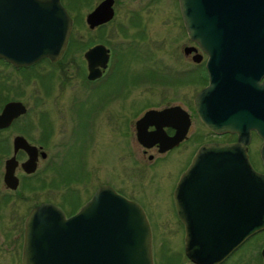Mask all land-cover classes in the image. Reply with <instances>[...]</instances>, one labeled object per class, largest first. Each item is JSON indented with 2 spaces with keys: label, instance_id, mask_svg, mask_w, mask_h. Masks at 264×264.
Segmentation results:
<instances>
[{
  "label": "water",
  "instance_id": "water-1",
  "mask_svg": "<svg viewBox=\"0 0 264 264\" xmlns=\"http://www.w3.org/2000/svg\"><path fill=\"white\" fill-rule=\"evenodd\" d=\"M179 2L190 40L208 56L209 85L196 96L197 114L213 132L238 136L231 144L201 147L175 194L178 208L180 199L206 200L202 205L206 214L182 216L188 225L187 257L194 264H220L247 238L264 229V174L254 169L248 154L255 131L263 141L260 154L264 165V0ZM24 7L33 9L38 17L34 43L27 52L3 54L2 17L9 19L15 14L17 24H22ZM113 18V0H106L89 15L88 24L95 29ZM72 28L73 20L60 0H0V56L19 66L44 58L58 61ZM191 51L186 49V53ZM109 54L105 45L86 53L90 79L101 76L98 67L106 69ZM194 59L201 61L202 57ZM177 113L184 123L174 125V137H168L160 126L153 133L147 131L155 118ZM189 126V115L180 107L150 110L137 122L138 140L149 147L173 148L184 140ZM30 165L25 164L27 172H36V166ZM224 176L227 181L220 180ZM213 184L230 187L223 214L215 211L216 202L209 201ZM205 224L208 228H198ZM152 241L143 208L104 185L70 218L53 205L34 210L27 220L23 264H154Z\"/></svg>",
  "mask_w": 264,
  "mask_h": 264
},
{
  "label": "rangeland",
  "instance_id": "rangeland-1",
  "mask_svg": "<svg viewBox=\"0 0 264 264\" xmlns=\"http://www.w3.org/2000/svg\"><path fill=\"white\" fill-rule=\"evenodd\" d=\"M66 2L78 17L89 11L86 4L88 0ZM175 6L176 0H122L117 16L104 29L89 31L83 23L75 26V44L72 46L75 50L71 54L72 60L75 61L70 62L67 72L56 77L53 84L59 87L60 81L71 82L58 92L59 96L61 95L58 104H55L54 98H46L48 89L41 86L39 95H42L43 99L40 103V116L32 115V121L36 122V118L41 119L43 110L51 111L50 119L44 121L59 127V133L57 131L52 141V146L58 155L60 154L55 165L59 175L68 179L80 173L82 143L88 141L91 136L89 122L92 113L107 99H116L113 104L104 103V113L98 118L95 129V143L89 147L91 176L87 183V197L89 198L101 184L115 183L128 194L144 199L154 213L151 217L154 225H159V229H154L157 242L153 248L157 264H179V257H184L181 231L169 207L167 186L171 178H175L179 158H188L194 147L184 148L173 155L171 161L152 167L139 163L143 157L136 150V163L133 164L129 156L133 147L129 150L125 125L128 118L134 120L131 122L134 125L144 111L151 108L161 109L172 105L190 108L197 91L200 92L205 86L206 55L198 45L194 55L202 57L201 61H195L200 70L199 81L186 83V78L181 80L180 75L192 67L190 60L184 55V50L192 49V46L186 42L185 36H182ZM136 10L140 13L139 18L134 12ZM98 44L111 50L116 73L113 69L115 76L108 82L104 81L105 86L98 94V101L96 98L93 101L88 96L89 91L87 94L82 91L77 95L78 87L75 86L82 84L79 74L83 70V54ZM50 80L51 77H42L39 84L29 86L31 98L28 101L31 106L35 107L33 96L36 87L44 83L48 86ZM68 103L73 109L65 111L64 106ZM200 128V123L196 122L195 130L199 131ZM44 137L48 138L46 134ZM232 140L235 138L232 137ZM261 145V139L253 134L249 147L250 159L258 171L264 172L259 155ZM51 149L55 154L53 148ZM47 176L53 178L54 173L51 172L45 177ZM35 181L38 183V180ZM41 193L39 190L38 194L42 199H61L57 192ZM27 194L36 193L27 191ZM21 204L20 202L19 205ZM262 239L260 242L264 241V238ZM258 248L259 237L227 264H259ZM4 257L0 264H20L10 249ZM182 264L192 263L183 259Z\"/></svg>",
  "mask_w": 264,
  "mask_h": 264
},
{
  "label": "flooded vegetation",
  "instance_id": "flooded-vegetation-1",
  "mask_svg": "<svg viewBox=\"0 0 264 264\" xmlns=\"http://www.w3.org/2000/svg\"><path fill=\"white\" fill-rule=\"evenodd\" d=\"M104 1L105 0H88L86 4L88 5L89 11H87L86 14L81 15V17H78L74 14L73 10L67 4L66 0H61L63 6L66 8V10L74 20V27L79 24L82 25L83 23V25L89 31L104 29L117 16L118 8L122 4V0H113V9L115 14L113 20L106 24H101L95 29L90 28L88 24L89 15ZM175 7L178 12V18L182 27V36H185L187 40L186 42H189L191 44L190 46H192L191 52L186 53V49L184 50V55L188 60H190L192 67L188 71H185L184 74H181L180 76L182 78H180L181 80L186 78V83H190V81L198 83L200 70L198 68V64H196L194 59V53H196V49H198V46L190 40L185 29L179 0H176ZM146 8L147 7H145V9ZM15 10L16 9L12 8L11 12L14 13ZM21 11L22 16L20 21H22V24H17L18 16L15 14H12L9 19L7 17L5 18L4 16L2 17L1 43L3 54L9 53L11 55H16L21 52H27L29 50V46L34 43V21L38 19V17L34 15V10L29 7H24ZM134 12L136 13L137 18H139V11L136 10ZM24 20H27L28 22L24 23ZM20 28L22 30L19 35ZM90 49L91 48H89V50ZM74 50L75 48L73 49L72 47H68L65 54L58 62H52L50 59H43L42 61L31 66H19L12 60L10 61L5 56H0V263L5 259L4 254H6L8 249H10L13 251L14 257L17 258L18 263L20 262V264H22L26 222L29 215L34 210L43 205H53L61 210L67 218H69L76 214L83 206H85L87 202L93 197L95 192L104 185L111 186L117 193L128 198L129 200L137 202L142 206L149 218L152 227L153 245L157 242L154 229H159V225H154L151 218L154 213L150 206L146 203V201L140 196L137 197L135 195L128 194L125 190L118 187V185H116L115 183H105L101 184L89 198L87 197V183L89 177L91 176L89 168V147H91L95 143L97 137L95 136V129L98 118L104 113V103L108 102L111 104L112 102L113 104L116 102L115 98L107 99L96 109L95 112L92 113L93 115L91 116L89 122V134L91 136L88 137V141L85 140L82 143L80 173L73 177H69L68 179L63 178L61 174L60 177L58 173V167L57 165H55L56 160L58 159V157H60V154L58 155L55 147L52 146V141L53 137H55V135L57 134V131L59 133V127H57L54 123L47 124L44 121V119H50L52 114L51 111L47 112L43 110V112H41V119L36 118V122L32 121V115L38 117L40 116V103L43 99L42 95H39V92L41 93L42 91L40 89L41 86L48 89L46 91V98L52 97L54 98L55 104H58V101L61 97V95L59 96L58 92L65 89V87L70 84L71 80L60 81L59 87H57L53 84V81L61 74H65L68 70V65H71L70 62L75 61V59L72 60L71 57V54ZM88 51L83 54V70H81L79 74V77H82V84L75 87H78L76 90L77 95L82 91L84 92V94H87V92L89 91V98L93 99V101L96 98V100L98 101V94L102 92L105 86L104 81L108 82L110 81L112 76H115V68L112 63L113 56L111 53L110 62L107 65L106 69L98 67V69L101 71V76L97 79H90L89 65L86 58V53ZM42 77H51V80L49 81L50 85L47 86V83H44L36 87V96H33V99L35 101L34 107L33 105L31 106L28 101L31 98V91L29 89V86L34 83L39 84V79ZM198 93L199 90L193 97L190 108H184L181 105H172L161 109H153L162 111L168 108L180 107L189 115L190 126L184 140L178 146L167 148L164 150L159 144H155L149 147L139 142L137 136V121L141 119L147 113V111L152 110V108L144 111V113L134 123V125H132L131 123L134 120L130 118L127 119L125 125L129 150H132L133 147V151H130L129 153L130 161L133 164L136 163V150H138V152L143 157L140 159L139 163H142L145 167H152L158 165L159 163H165L169 160L171 161L173 158L172 156L176 155L184 148L189 149L191 146L194 147L191 153L187 156L188 158H185L184 156L179 158V165L177 166L175 172V178L172 177L167 186L169 207L171 209L176 225L181 231V245L183 246V248H185L186 245L188 225L182 216L188 214H206V209L202 207V205L206 203V200L202 197H200V199L197 198L198 200H193L190 198H187L185 200L180 199L181 208H178L175 200V194L177 189L182 184L184 174L192 165L196 154L202 146L215 143L229 144L237 141L236 135H219L208 129L201 122L195 108V98ZM23 109H25V112H23ZM72 109L73 107L72 105H69V103L64 106L65 111H69ZM151 122L153 124L147 126V131L149 133L157 131V126H160L163 132L168 137H174L177 133V129L175 128V126H182L184 123V119L180 113H177L176 115H173L170 118L166 119L155 118ZM196 122L200 123L201 125L199 131L195 130ZM163 132L162 134H164ZM45 134L48 137L47 139L44 137ZM232 137H234L235 140H232ZM51 148H53L55 154L52 152ZM28 162H30L32 166H36V172L31 174L27 172L25 164H27ZM51 172L54 173L53 178L48 176L45 177ZM224 177L225 179L221 177L220 180L227 181L228 177ZM35 180H38V183H36L37 181ZM212 187L213 190L210 195L212 199H210L209 201H211L212 203L216 202L215 206L217 208L215 209V211L217 213L220 212V214H223L226 204V196L228 194H231L230 187L226 184H213ZM185 188L186 187H184V189ZM39 190L44 194L47 192H57L58 194H60L61 199H42L38 194ZM27 191H31L36 194H27ZM20 202L22 203L21 205H19ZM25 205L28 206L26 207ZM200 208L201 210H199ZM198 228L206 229L208 227L205 224L204 227L199 226ZM258 237L259 248L257 250V257L259 264H264V241L260 242V240H263L262 238H264V229L260 230L259 233L255 234V236H252L251 238L244 241L229 255L227 259H225L220 264H227ZM183 259H188L185 256V251L184 257H179V264L183 263ZM189 261L194 264L191 260Z\"/></svg>",
  "mask_w": 264,
  "mask_h": 264
},
{
  "label": "trees",
  "instance_id": "trees-1",
  "mask_svg": "<svg viewBox=\"0 0 264 264\" xmlns=\"http://www.w3.org/2000/svg\"><path fill=\"white\" fill-rule=\"evenodd\" d=\"M74 44H75V36L73 35L72 38H71V44H70V46L72 47V46H74ZM201 77H202V79L204 78L203 76H201ZM206 83H207V80L205 81V84Z\"/></svg>",
  "mask_w": 264,
  "mask_h": 264
}]
</instances>
